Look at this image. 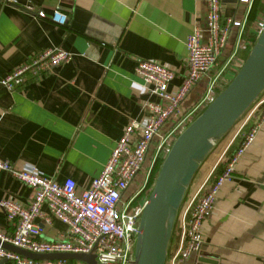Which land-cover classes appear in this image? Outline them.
Masks as SVG:
<instances>
[{
	"label": "crops",
	"instance_id": "obj_1",
	"mask_svg": "<svg viewBox=\"0 0 264 264\" xmlns=\"http://www.w3.org/2000/svg\"><path fill=\"white\" fill-rule=\"evenodd\" d=\"M247 5L240 0H220L221 24L231 19L243 22L242 28L230 27L215 67L186 95L181 113L199 101L209 79L222 68L217 70L218 65H225L229 56L241 53L250 43L240 41L251 6ZM53 11L67 16L64 26L50 21ZM263 18L259 13L247 31L258 35ZM194 28L204 41L206 9L197 0H2L0 80L46 50H62L70 58L42 76L25 74L13 91L0 86V161L15 168L30 166L59 184L71 179L77 193L86 189L128 122H143L144 105L158 103L134 74V61L155 62L170 70L173 78L167 91L176 90L186 72L185 40ZM237 40L240 45L235 47ZM256 117L249 118L243 134L255 125ZM167 128L160 130L151 149ZM225 148L191 191L213 171ZM30 196L29 188L0 172V200L26 206ZM37 224L44 240L65 235L66 227L54 219ZM12 230L0 211V232L10 234ZM201 237L199 251L183 264H262L264 121L235 164L231 179L220 187ZM178 242L179 231L173 228L167 256L176 251ZM67 261L87 264L73 258Z\"/></svg>",
	"mask_w": 264,
	"mask_h": 264
},
{
	"label": "built area",
	"instance_id": "obj_2",
	"mask_svg": "<svg viewBox=\"0 0 264 264\" xmlns=\"http://www.w3.org/2000/svg\"><path fill=\"white\" fill-rule=\"evenodd\" d=\"M197 1L203 2L206 9V38L202 40V34L197 28L187 36L186 72L181 84L176 90L169 92L167 85L173 78L170 70L155 62L134 61V74L144 86L150 88V93L157 97L158 103L144 105L147 115L143 122H128L99 174L90 180L86 189L77 193L71 179H65L59 184L35 173L30 166L15 168L6 161H0V172L10 174L31 191L30 201L26 206L12 200H0V211L13 228L10 234L0 232V261L7 264H72L61 259L31 260L1 246L8 244L12 248L38 255L83 254L92 255L96 264H130L134 238L138 232L137 223L145 202L142 199L133 204V200L143 190L158 152L168 151L176 136L192 121L196 112L214 98V88L220 86L222 77L227 76L229 71L226 66L232 61L234 53L209 79L199 101L187 112L180 111L179 107L186 95L215 67L225 47L230 27L242 28L243 22L239 24L231 19H226L221 24L220 0ZM240 1L248 3V7L252 2ZM37 17L44 18V15L37 13ZM67 19L66 15L58 11H53L50 16V21L57 26H64ZM237 45H240L238 40L235 47ZM69 58L62 50H46L30 62L11 70L0 80V86L13 91L22 84L25 74L42 76L54 67L66 63ZM253 115H257L255 125L242 135L231 153L225 156L219 174L208 182L209 174L194 191L188 187L174 225L179 231L178 247L166 257L165 264H183L199 251L202 225L213 210L215 197L222 184L231 179L235 164L264 121V97L250 107L230 142ZM165 126L168 128L158 138L150 159L146 160L153 140ZM227 147L228 145L224 152ZM143 173L145 177L142 185L134 193L126 194L133 181ZM50 219L63 224L66 231L64 236L48 241L41 237L42 228L37 221L49 223Z\"/></svg>",
	"mask_w": 264,
	"mask_h": 264
},
{
	"label": "water",
	"instance_id": "obj_3",
	"mask_svg": "<svg viewBox=\"0 0 264 264\" xmlns=\"http://www.w3.org/2000/svg\"><path fill=\"white\" fill-rule=\"evenodd\" d=\"M263 91L264 26L234 76L177 135L166 152L138 219L130 264H165L177 212L194 175ZM1 246L36 261L73 258L96 264L92 255H38L8 244Z\"/></svg>",
	"mask_w": 264,
	"mask_h": 264
},
{
	"label": "trees",
	"instance_id": "obj_4",
	"mask_svg": "<svg viewBox=\"0 0 264 264\" xmlns=\"http://www.w3.org/2000/svg\"><path fill=\"white\" fill-rule=\"evenodd\" d=\"M263 13L264 14V0H252V2H251V6H250V8H249V11H248V15H247V19H246V25H245V27L243 28V31H242V33L240 34V41H242L243 43H245V42H247V41H250V43L248 44V46H246L245 48H244V50L241 52V53H239L238 51L235 53V56H233L232 57V61H230L229 63H228V65L226 66L227 68V70L229 71L228 72V74H227V76L225 77V78H223L222 77V79H225V82L224 83H222V85L220 84V86H217V87H215L214 88V93H215V95H217L226 85H227V83L229 82V80L234 76V74H235V72L237 71V69L240 67V65H241V63L244 61V59L246 58V56H247V54H248V52H249V50H250V48H251V46L253 45V43H254V41H255V39H256V37H257V34H254L253 32H252V34H250L251 32H249V31H247V27L248 26H250V23H251V21H253V20H255V18H256V16L259 14V13ZM264 19V18H263ZM237 58H239L241 61H240V63H235L234 61L237 59ZM222 65H223V63H220V65H218V67H217V70H219L221 67H222ZM220 67V68H219ZM211 71V70H210ZM210 71H209V73H210ZM227 77L229 78V79H227ZM221 79V80H222ZM264 92V91H263ZM263 92H262V96H264V94H263ZM260 98H262L261 96H260ZM204 109V108H203ZM202 111V109L201 110H199L198 112H196V114L193 116V119L200 113ZM192 119V120H193ZM177 137V136H176ZM155 146V145H154ZM154 148V147H153ZM151 149L150 148V150L148 151V158H146V160L148 159H150L149 158V156L150 155H152L153 154V152H154V149ZM169 149V148H168ZM232 143L230 144V146H229V148H228V150L226 151V153L227 154H230L231 153V151H232ZM166 152L167 151H165V150H160L159 152H158V154H157V156H156V158H155V160H154V163H153V165H152V167H151V170H150V173H149V176H148V179H147V181H146V184H145V186H144V188H143V190L142 191H140V193H138V195L134 198V200H133V204H136V203H138L140 200H142V199H146V197H147V195H148V193H149V191H150V189H151V187H152V185H153V182H154V179H155V177H156V174H157V172H158V169H159V167H160V165H161V163H162V160H163V158H164V156H165V154H166ZM220 170H221V165H219V164H217L216 166H215V168L213 169V171L211 172V174H210V176H209V178H208V180L210 179V181H212L218 174H219V172H220ZM142 173V172H141ZM197 173V172H196ZM195 176V175H194ZM136 180V179H135ZM133 181V183L130 185V187H131V192L130 193H134L135 191H136V189H137V187H138V185H136V183H137V181ZM129 187V188H130ZM126 194H129L128 193V191H127V193ZM69 263H71L70 261H68Z\"/></svg>",
	"mask_w": 264,
	"mask_h": 264
},
{
	"label": "rangeland",
	"instance_id": "obj_5",
	"mask_svg": "<svg viewBox=\"0 0 264 264\" xmlns=\"http://www.w3.org/2000/svg\"><path fill=\"white\" fill-rule=\"evenodd\" d=\"M229 79V78H227ZM225 82V79H220V84L222 85V83ZM264 94V92H263ZM261 97H263L261 95ZM260 98V97H259ZM256 103V102H255ZM254 103V104H255ZM253 104V105H254ZM252 105V106H253ZM250 110V109H249ZM248 110V111H249ZM245 112L244 115L242 117L239 118V120L235 123V125L233 126V128L224 136V138L212 149V151L210 152V154L207 156V158L203 161V163L200 165L195 177L193 178V180L191 181L189 187H193L194 183L197 182L200 178H202V174L205 173L204 171H208L209 170V166H211L212 164L211 161L214 160L216 157H218V155L223 151V149L225 148V146L231 141L233 134L235 133V131H237L240 128V125L243 123V121L246 118V114L248 113ZM248 122V121H247ZM247 122L242 126V128L240 129V131L237 133V135L234 137V139L232 140V142H230L228 144V147L226 149V151L228 150L230 144L232 143V148H234V146L238 143V141L240 140V138L242 137L244 132V128L247 126ZM226 151L224 153H222L221 158L219 160V162L217 164L222 166V162L223 159L225 158V156H227L228 154L226 153ZM216 156V157H215ZM216 164V165H217ZM145 173V172H144ZM144 173L143 175H140L139 177H137V183L136 185H138L137 189L142 185V182L144 180ZM211 174V173H210ZM208 182H210V179L208 180Z\"/></svg>",
	"mask_w": 264,
	"mask_h": 264
}]
</instances>
